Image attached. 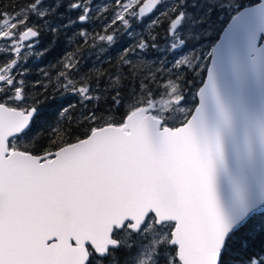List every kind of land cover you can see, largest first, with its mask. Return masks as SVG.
<instances>
[{
  "label": "snow or ice",
  "instance_id": "obj_1",
  "mask_svg": "<svg viewBox=\"0 0 264 264\" xmlns=\"http://www.w3.org/2000/svg\"><path fill=\"white\" fill-rule=\"evenodd\" d=\"M104 7L0 6V264H264V125L258 151L235 142L204 47L228 23L264 68V0ZM61 37L59 70L30 80Z\"/></svg>",
  "mask_w": 264,
  "mask_h": 264
},
{
  "label": "water",
  "instance_id": "obj_2",
  "mask_svg": "<svg viewBox=\"0 0 264 264\" xmlns=\"http://www.w3.org/2000/svg\"><path fill=\"white\" fill-rule=\"evenodd\" d=\"M211 45H219L217 81L223 103L232 114L235 142L243 144L250 139L258 151L260 129L264 125V68L253 64L258 52L250 47L243 30L230 31L228 23L224 24L217 39ZM210 67L211 61L207 62L204 74ZM198 104L199 100L195 97V105L192 109ZM228 151L229 167L234 169L235 160L231 142ZM220 194L227 204L229 193L223 182L220 186Z\"/></svg>",
  "mask_w": 264,
  "mask_h": 264
},
{
  "label": "trees",
  "instance_id": "obj_3",
  "mask_svg": "<svg viewBox=\"0 0 264 264\" xmlns=\"http://www.w3.org/2000/svg\"><path fill=\"white\" fill-rule=\"evenodd\" d=\"M98 0H96L97 2ZM258 0H249L250 3H255ZM21 0H0V6H2V10L3 11H11L12 8H14L18 3H20ZM171 2V0H170ZM108 8H105L102 12H107ZM225 23H219L215 25V35L212 36V38L214 39V41L217 39L222 27L224 26ZM42 44L40 45V47H43L45 44L48 43L50 37L48 35H44L42 36ZM63 38L61 37V43L57 45V47H55L54 49H52L50 52L47 53V55H45L42 59L39 60L37 67L33 68L32 65L29 66V70H30V80H36V79H42L40 73L41 72H48L51 73L53 76L56 74V72L59 70V66L56 64V61L60 58V56L63 54L64 51V47H63V43H62ZM91 52H95V48L94 47H89L88 45H84L83 46V54L81 57V62L83 63L84 60V54H88ZM114 56V54H113ZM89 59V57L87 58ZM108 63L105 62L103 64V67L105 69L108 68ZM205 72V71H203ZM50 87V85H49ZM32 90L35 93H39V86L33 85L32 86ZM192 110V109H191Z\"/></svg>",
  "mask_w": 264,
  "mask_h": 264
},
{
  "label": "rangeland",
  "instance_id": "obj_4",
  "mask_svg": "<svg viewBox=\"0 0 264 264\" xmlns=\"http://www.w3.org/2000/svg\"><path fill=\"white\" fill-rule=\"evenodd\" d=\"M110 2V0H98L96 3L100 6V9H101V11H103L104 9H105V7H104V5L105 4H108ZM246 2H248V3H250L249 2V0H246ZM214 36V35H213ZM214 42V39L213 38H211V40H209L208 42H206L205 44H204V47L205 48H208L209 47V45H211L212 43ZM99 45V43H97V46ZM0 50H5L6 51V48H5V46L3 45V43L2 42H0ZM24 51V49H23V46H22V52ZM185 52L187 51V49H185L184 50ZM109 53H103L102 55H101V60L103 59V56H106V55H108ZM95 55H96V53L95 52H93L92 53V56L93 57H95ZM89 56H87V58H88ZM39 60L40 59H31V60H29L28 61V68H29V66L30 65H32L33 66V68L35 67H37V64H38V62H39ZM88 60V59H87ZM97 63H99V61H97ZM205 69L206 68H204V70L203 71H205ZM194 105H195V97H192V98H190V101H189V108H190V110L194 107Z\"/></svg>",
  "mask_w": 264,
  "mask_h": 264
},
{
  "label": "flooded vegetation",
  "instance_id": "obj_5",
  "mask_svg": "<svg viewBox=\"0 0 264 264\" xmlns=\"http://www.w3.org/2000/svg\"><path fill=\"white\" fill-rule=\"evenodd\" d=\"M97 43H100L99 41L97 42ZM93 52H91V54H92ZM106 53H108V52H106ZM88 54H89V52H88ZM84 60H83V63L85 62V61H87V54H84ZM89 56V55H88Z\"/></svg>",
  "mask_w": 264,
  "mask_h": 264
},
{
  "label": "bare ground",
  "instance_id": "obj_6",
  "mask_svg": "<svg viewBox=\"0 0 264 264\" xmlns=\"http://www.w3.org/2000/svg\"><path fill=\"white\" fill-rule=\"evenodd\" d=\"M99 4V3H98Z\"/></svg>",
  "mask_w": 264,
  "mask_h": 264
}]
</instances>
